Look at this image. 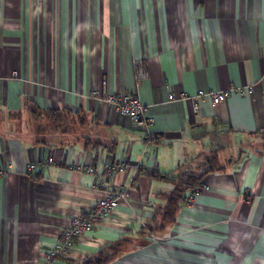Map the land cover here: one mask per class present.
<instances>
[{"label":"crops","instance_id":"1","mask_svg":"<svg viewBox=\"0 0 264 264\" xmlns=\"http://www.w3.org/2000/svg\"><path fill=\"white\" fill-rule=\"evenodd\" d=\"M101 81L148 123L96 101ZM238 88L198 115L181 98ZM29 107L84 117L85 137L23 135ZM208 160L220 168L150 232L175 174ZM110 164L130 167L103 187L73 170ZM0 172V264H41L71 218L125 186L129 203L61 264L114 250L109 264H264V0H0Z\"/></svg>","mask_w":264,"mask_h":264},{"label":"built area","instance_id":"2","mask_svg":"<svg viewBox=\"0 0 264 264\" xmlns=\"http://www.w3.org/2000/svg\"><path fill=\"white\" fill-rule=\"evenodd\" d=\"M133 67L136 82L148 78V72L141 60H135L133 62ZM234 92L244 94L247 90L246 88H238L223 91H198L193 96L187 95L181 96V98L189 100L192 104L193 113L198 115V101L200 99L209 98L212 104H220ZM91 96L100 104L111 106L121 117H129L136 122L144 124L148 123V120L144 116L146 111L145 106H143L139 99L133 94L124 93L121 95H108L106 92V82L101 81L99 86L91 92ZM172 98L173 95H169V99ZM47 163L53 164V158H48ZM129 167V164L122 166L110 164L101 170V172L96 173L95 169L90 166L74 165L73 170L94 175L97 186L103 187L108 185V180L113 177L117 170H127ZM33 169L34 165L28 167L29 171H32ZM200 190L201 188L197 189L194 192V195L200 192ZM129 199L130 192L128 186L115 190L103 191L100 198L92 207L84 210L67 222L65 227L58 234L53 247L44 255L41 264H61L62 260L67 258L77 240H79L84 234L92 232L95 225L103 218L110 216L114 209H116L121 203H129Z\"/></svg>","mask_w":264,"mask_h":264},{"label":"trees","instance_id":"3","mask_svg":"<svg viewBox=\"0 0 264 264\" xmlns=\"http://www.w3.org/2000/svg\"><path fill=\"white\" fill-rule=\"evenodd\" d=\"M45 112L56 113V114H66L64 112H58L53 110H48ZM73 116V115H72ZM218 164H215L213 160H208L206 163L197 166L195 169H189L183 172H178L173 177V182L175 184V189L169 195H165V206L164 208L157 213V220L159 224L156 227H151L150 232L160 231L167 226H170L175 221V215L178 210V206L182 203H185L186 197H184L185 191H190L194 193L197 189L202 187L201 179L202 177L212 171H216L220 168ZM217 166V168H215ZM115 252V250H114ZM101 253L96 258L87 260L83 264H109L113 259V253Z\"/></svg>","mask_w":264,"mask_h":264},{"label":"rangeland","instance_id":"4","mask_svg":"<svg viewBox=\"0 0 264 264\" xmlns=\"http://www.w3.org/2000/svg\"><path fill=\"white\" fill-rule=\"evenodd\" d=\"M26 112L28 113V128L23 131V135L43 139L53 138V134L57 133L62 140H65L69 136L74 137L77 133L78 138L85 137L84 125L87 121L84 117L45 112L35 107H29ZM10 118L13 123L21 121V117L17 115H11ZM13 132L19 134L21 130L16 128Z\"/></svg>","mask_w":264,"mask_h":264}]
</instances>
